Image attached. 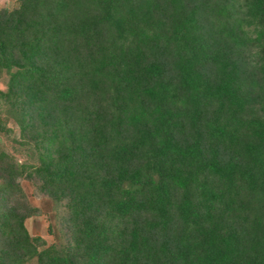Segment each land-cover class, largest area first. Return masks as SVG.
Returning a JSON list of instances; mask_svg holds the SVG:
<instances>
[{"label": "trees", "instance_id": "trees-1", "mask_svg": "<svg viewBox=\"0 0 264 264\" xmlns=\"http://www.w3.org/2000/svg\"><path fill=\"white\" fill-rule=\"evenodd\" d=\"M17 1L0 135L16 123L25 159L0 145V264H264V0ZM22 176L62 211L50 245Z\"/></svg>", "mask_w": 264, "mask_h": 264}, {"label": "rangeland", "instance_id": "rangeland-1", "mask_svg": "<svg viewBox=\"0 0 264 264\" xmlns=\"http://www.w3.org/2000/svg\"><path fill=\"white\" fill-rule=\"evenodd\" d=\"M17 6V0H0L1 9ZM0 87L6 89L7 86L4 80L0 82ZM9 126L12 132L8 135H0V145L12 153L21 163L25 157L23 153L17 151L19 149L16 143V140H19L20 128L14 122H11ZM17 182L24 190L22 198L26 206L29 207L27 212H33L25 220L27 229L33 236H42L48 245L54 243L61 229L65 231L66 228L65 220L62 218V211L60 212L55 206L53 199L41 190L40 181L37 178L22 176ZM14 201L15 199L12 196H8L6 199L0 198V210H7Z\"/></svg>", "mask_w": 264, "mask_h": 264}]
</instances>
